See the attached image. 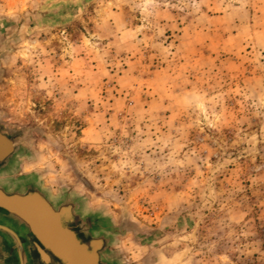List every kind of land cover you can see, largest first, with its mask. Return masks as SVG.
Returning <instances> with one entry per match:
<instances>
[{"label":"rangeland","instance_id":"374dc122","mask_svg":"<svg viewBox=\"0 0 264 264\" xmlns=\"http://www.w3.org/2000/svg\"><path fill=\"white\" fill-rule=\"evenodd\" d=\"M0 118L118 264H264V0H0Z\"/></svg>","mask_w":264,"mask_h":264},{"label":"water","instance_id":"95a60500","mask_svg":"<svg viewBox=\"0 0 264 264\" xmlns=\"http://www.w3.org/2000/svg\"><path fill=\"white\" fill-rule=\"evenodd\" d=\"M23 147L19 131L0 118V180L13 175ZM10 185L0 181V229L8 230L1 223L8 218L22 223L20 230L30 237V264H118L111 259L113 240L104 216L86 213L73 197L53 200L33 179ZM14 237L22 260L21 242Z\"/></svg>","mask_w":264,"mask_h":264},{"label":"flooded vegetation","instance_id":"af4514ba","mask_svg":"<svg viewBox=\"0 0 264 264\" xmlns=\"http://www.w3.org/2000/svg\"><path fill=\"white\" fill-rule=\"evenodd\" d=\"M13 184L10 185L12 187ZM8 230L0 229V262L1 264H30L27 256V246L30 237L20 230L22 223L17 218L7 219L1 222ZM16 235L21 242L23 258L20 257V249L14 237Z\"/></svg>","mask_w":264,"mask_h":264}]
</instances>
